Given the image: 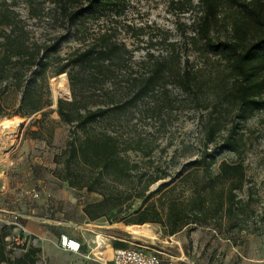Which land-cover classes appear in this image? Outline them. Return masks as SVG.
<instances>
[{
  "label": "trees",
  "instance_id": "trees-1",
  "mask_svg": "<svg viewBox=\"0 0 264 264\" xmlns=\"http://www.w3.org/2000/svg\"><path fill=\"white\" fill-rule=\"evenodd\" d=\"M14 1L0 0V108L13 89L15 114H44L54 104L50 79L67 76L71 99L54 110L69 127L61 178L101 197L83 208L90 220L155 222L163 238L197 227L221 233L224 221L249 231L241 126L264 110V0H198L191 32L178 40L120 26L109 15L122 12L120 0H25L30 28ZM184 113L196 124L193 141L165 130L171 115ZM226 153L236 158L222 159ZM170 178L173 186L149 192ZM9 236L0 233V264H37L39 248L11 258Z\"/></svg>",
  "mask_w": 264,
  "mask_h": 264
},
{
  "label": "rangeland",
  "instance_id": "rangeland-1",
  "mask_svg": "<svg viewBox=\"0 0 264 264\" xmlns=\"http://www.w3.org/2000/svg\"><path fill=\"white\" fill-rule=\"evenodd\" d=\"M182 1L177 5L174 3L176 0H120L116 9L118 12H122L117 14L113 11L109 15L112 19H117L120 26L133 22L147 26V34L162 33L168 35L172 40H178L181 32L184 31L187 34L191 32L192 17L198 5V0ZM14 2L17 3L14 9L26 22H29L27 24L30 28L33 21L29 19L26 1L15 0ZM230 14L232 11L224 12L226 17ZM218 31L222 34L225 29L223 26H219ZM67 49L66 47L63 53ZM53 78L49 82L53 103L56 104L58 99L70 100L58 93L54 94L51 85ZM19 106L20 95L13 89H10L1 99L0 123L13 117H19L24 122L18 129L19 133L14 134L16 145L14 144L12 147L10 142L5 141L7 140L5 137L0 141V162L5 165L14 162L13 180L21 188L26 191L32 189L42 191V196L51 211L50 215L55 220L52 223L54 240L51 243V250L43 253L39 245L32 246L41 250L37 257V264H112V260L107 261L99 258L97 252H108L110 259H113L114 250L137 246L160 257L162 264H264V110H254L241 126L245 142L244 163L250 178L245 188H251L253 197V202H251L253 211L246 208L247 211L244 215L245 226L249 228V231H238L224 221V223H219L222 224L221 233L216 227H197L190 234L182 232L173 237L163 238L160 231L161 226L155 222L126 226L123 221L118 222L110 217L90 220L83 213V208L88 204L100 201L101 197L89 194L84 190L72 189L61 178L69 127L61 123L58 115L54 112L56 107L47 108L44 114L20 117L15 114ZM175 116L176 114L170 116L172 124L168 123L165 128L166 132L175 133L177 140L193 141L197 136L195 121L190 119L187 113ZM21 133L22 137L17 140ZM11 147L12 151H9L8 156L6 155L7 150ZM174 149L175 147L170 149V154L179 153L174 152ZM178 158L180 160L176 163V169L181 168L183 162L180 153ZM235 158L234 154L226 153L222 156L224 160ZM185 160L187 159L185 158ZM176 182L174 178L162 180L153 185L149 192H156L163 184L173 186ZM240 195L244 200H247L248 194L241 192ZM137 206L136 204L134 208ZM125 216L126 213L123 214V217ZM152 216L150 214V218ZM86 219H88L86 223L92 226L84 225ZM88 229L126 241L110 239L108 248L104 244L100 247L96 244L97 247L93 250L90 258H85L91 251V241L94 239L92 234L87 231ZM2 232H7L10 235L5 241L8 255L11 258L21 257L26 251L23 246L12 243L13 231L11 228L1 225L0 233ZM62 234L78 240L83 234L87 235L83 251L85 256L74 255L59 249L56 242ZM226 238H230V240H225Z\"/></svg>",
  "mask_w": 264,
  "mask_h": 264
},
{
  "label": "crops",
  "instance_id": "crops-1",
  "mask_svg": "<svg viewBox=\"0 0 264 264\" xmlns=\"http://www.w3.org/2000/svg\"><path fill=\"white\" fill-rule=\"evenodd\" d=\"M13 173V168H9V165H5L0 162V187L3 188L0 189V223L3 224L2 221L11 220V218L16 214L21 215L22 222L29 234H31L32 236H34V238L37 239V245H39V248L42 250V252L47 253L51 250V243L54 240V228H52V223L55 220L50 215L51 211L49 210V207L46 204L45 198L42 196V191H39L40 199L32 200L26 194L27 191L21 188V186H19L16 182H14ZM86 221H88V219L85 220V226H92L91 224H87ZM87 231L89 233H91V231L96 232L93 229H88ZM86 236L87 235L83 234L81 238H79V240L76 239L81 243L82 248L81 253L79 255L82 256H85L83 255V251L87 241ZM92 236L94 238L93 234ZM58 241L59 238L57 239L56 244L58 243ZM91 242V251L88 255L85 256V258H90L93 250L97 247L95 239H93Z\"/></svg>",
  "mask_w": 264,
  "mask_h": 264
},
{
  "label": "built area",
  "instance_id": "built-area-1",
  "mask_svg": "<svg viewBox=\"0 0 264 264\" xmlns=\"http://www.w3.org/2000/svg\"><path fill=\"white\" fill-rule=\"evenodd\" d=\"M21 137L22 133L18 135L17 140H19ZM13 146L14 145H12V147ZM12 147L7 150L8 153L6 155L9 156V151L12 149ZM13 166L14 162L12 161L9 163V167L12 168ZM1 188L2 187H0V189ZM26 194L32 200L40 199V192L38 190H28ZM2 222L3 224L0 223V225H7L13 228L12 243H14L15 245H21L24 248L28 249L37 244V239L34 238V236H32L31 234H29L26 227L24 226L21 215L16 214L11 218V220H6ZM6 240H8V238ZM57 246L59 249L65 252H70L74 254H80L82 248L81 243L78 240L71 238L67 235H62L59 238ZM112 264H162V259L156 255L148 253L147 249L137 246L115 250Z\"/></svg>",
  "mask_w": 264,
  "mask_h": 264
},
{
  "label": "bare ground",
  "instance_id": "bare-ground-1",
  "mask_svg": "<svg viewBox=\"0 0 264 264\" xmlns=\"http://www.w3.org/2000/svg\"><path fill=\"white\" fill-rule=\"evenodd\" d=\"M51 85H52V89H53L54 94L58 93L64 97H68L69 99H71L69 82H68V78L65 74H62L56 78H53L51 80ZM52 107H56V104L54 103V105ZM23 122H24V120H22L19 117H13L10 119L3 120L0 123V141H2V138L5 137L7 139V140H5L6 142L8 141L11 143V145H14L15 144L14 138L16 137L14 134L19 133L18 129H19V127H21L23 125ZM7 145H10V144H7ZM1 150H2V148H1ZM91 233L94 235L95 243L99 247L104 244V246L108 248L110 246V244H109L110 239H115V240H119V241H126L124 239H120V238H117L114 236L111 237L110 235L105 234V233H101V232L91 231ZM136 234H138V233H136ZM97 256L103 260H107V261L113 260V259H110V254L108 252H105V251L97 252Z\"/></svg>",
  "mask_w": 264,
  "mask_h": 264
},
{
  "label": "water",
  "instance_id": "water-1",
  "mask_svg": "<svg viewBox=\"0 0 264 264\" xmlns=\"http://www.w3.org/2000/svg\"><path fill=\"white\" fill-rule=\"evenodd\" d=\"M56 104H57V101H56Z\"/></svg>",
  "mask_w": 264,
  "mask_h": 264
}]
</instances>
